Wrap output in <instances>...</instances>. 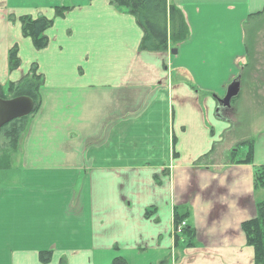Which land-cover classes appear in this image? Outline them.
I'll list each match as a JSON object with an SVG mask.
<instances>
[{
  "label": "crops",
  "instance_id": "crops-1",
  "mask_svg": "<svg viewBox=\"0 0 264 264\" xmlns=\"http://www.w3.org/2000/svg\"><path fill=\"white\" fill-rule=\"evenodd\" d=\"M110 1L0 0V86L32 65L44 80L0 171V264H253L241 224L256 217L263 158L254 144L252 164L234 163L215 110L248 67L242 27L264 0H167L189 31L174 55L140 51L134 17ZM58 7L71 9L55 17ZM25 16L52 20L44 49L22 36ZM174 214L186 215L193 248L175 249Z\"/></svg>",
  "mask_w": 264,
  "mask_h": 264
},
{
  "label": "trees",
  "instance_id": "trees-1",
  "mask_svg": "<svg viewBox=\"0 0 264 264\" xmlns=\"http://www.w3.org/2000/svg\"><path fill=\"white\" fill-rule=\"evenodd\" d=\"M111 5L118 11L134 17L138 27L143 33L139 50L148 53L163 52L169 46L176 48L189 37L188 27L181 11L173 5H168L167 0H111ZM70 7H58L54 9L55 17H63ZM264 16L263 10L251 18ZM21 24L22 36L29 38L35 50H42L48 44L45 31L52 25V20L42 16L32 19L25 16L19 19ZM245 36H247L245 34ZM248 32V39L251 37ZM245 42L246 51H249ZM250 52V51H249ZM249 54V53H248ZM20 66L17 56V47L14 46L8 53V69L15 71ZM43 77L37 74V68L32 65L29 72L17 83L7 86L3 91L0 86V99H12L16 97H28L33 102V112H37L40 106L39 89L43 85ZM29 117L14 120L0 129V140L4 142L0 146V171H6L11 167L12 159L17 154L19 142L25 132ZM244 145V155L237 159L236 164H252L254 155V141L242 143ZM241 144V145H242ZM237 157V152L231 154ZM253 187L255 191L264 190V166L258 167L254 171ZM150 211L145 212L148 218ZM186 219V215L174 214V226H178ZM241 231L244 235L246 244L253 250V264H264V199L257 202L256 217L241 224ZM195 246L194 231L190 227L183 228L179 235L175 236L174 247L177 250L190 249ZM41 263L50 260V252L40 253ZM164 264L163 262H159ZM63 264V262H61ZM111 264H126L122 259L116 258Z\"/></svg>",
  "mask_w": 264,
  "mask_h": 264
},
{
  "label": "rangeland",
  "instance_id": "rangeland-1",
  "mask_svg": "<svg viewBox=\"0 0 264 264\" xmlns=\"http://www.w3.org/2000/svg\"><path fill=\"white\" fill-rule=\"evenodd\" d=\"M67 3L69 2H65V5ZM251 28L254 35L249 39L246 37L250 52L247 51L249 53L248 67L241 75L240 94L231 102V111L222 117L231 131L223 140V148L222 145L215 146L213 152L205 157V163H209L210 159L214 160V154L221 148L230 156L233 154L232 151H238L236 158L240 159L244 155L242 143L252 140L256 150L260 151L257 156L263 158L262 163L264 164V16L244 22L242 29L247 36ZM233 137L236 138L232 139ZM3 144L4 142L0 140V146ZM215 158H219V155ZM16 173L9 174V178H6L8 183L16 181ZM2 180L4 181L3 175L0 176V182ZM259 194L258 201H261L264 199V190H259ZM169 262L171 261L166 260L164 264H170Z\"/></svg>",
  "mask_w": 264,
  "mask_h": 264
},
{
  "label": "water",
  "instance_id": "water-1",
  "mask_svg": "<svg viewBox=\"0 0 264 264\" xmlns=\"http://www.w3.org/2000/svg\"><path fill=\"white\" fill-rule=\"evenodd\" d=\"M171 53L176 54V50H172ZM239 88V81H232L226 88L224 98L217 101L218 106L229 108L231 100L238 96ZM32 111L33 102L28 97H16L11 100L0 99V129L14 120L29 116Z\"/></svg>",
  "mask_w": 264,
  "mask_h": 264
},
{
  "label": "flooded vegetation",
  "instance_id": "flooded-vegetation-1",
  "mask_svg": "<svg viewBox=\"0 0 264 264\" xmlns=\"http://www.w3.org/2000/svg\"><path fill=\"white\" fill-rule=\"evenodd\" d=\"M227 112H228V109L222 108L220 109L219 114L220 116H223V115H226Z\"/></svg>",
  "mask_w": 264,
  "mask_h": 264
}]
</instances>
